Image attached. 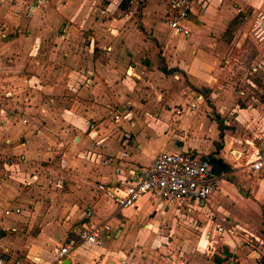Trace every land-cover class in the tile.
Listing matches in <instances>:
<instances>
[{
	"label": "crops",
	"instance_id": "0c3cea01",
	"mask_svg": "<svg viewBox=\"0 0 264 264\" xmlns=\"http://www.w3.org/2000/svg\"><path fill=\"white\" fill-rule=\"evenodd\" d=\"M27 1L31 2L29 14L16 15L10 0H0L6 29L2 32L6 37L0 39V89L12 92L7 102L0 103V141L12 142L8 147L19 160L14 169L4 166L10 171L6 175L19 184H39L18 190V184L0 176V256L19 257L21 264H115L121 258L136 264L221 261L211 239L214 233H222L216 230L222 222L232 229L223 233L233 235L235 229L226 222L228 214L218 216L211 227L196 225L195 233L176 221L186 212L211 206V196L221 197L230 190L224 171L218 172L222 175L219 185L205 201L167 202L146 194L135 205L118 210L96 188L99 183L132 177L159 152L190 150L213 162L220 159L234 174L242 170L264 183L258 174L234 163L239 148L230 140L218 149L217 157L210 156L218 132L209 111L225 103L231 107V98H224L225 103L219 99L217 105L219 77L226 73L219 61L228 54L221 35L242 8L231 2L220 8L212 3L203 13L195 6L189 15L190 34L182 36L163 22L167 1L142 0L139 6L132 2L127 10L121 8V0ZM246 3L264 15V8L258 12L264 7L262 1ZM64 92L72 94L70 101L68 97L61 101L68 108L53 106L51 98L62 99L57 94ZM212 95H217L216 101ZM107 106H112L110 119L115 124L110 129L103 125L110 122ZM178 108H182L180 114L175 112ZM4 109L17 112H9L8 117ZM117 111L123 114L120 122L113 119ZM240 111L247 118L256 109ZM219 115L224 118V113ZM23 118L29 124H23ZM246 120L249 127L251 117ZM103 132L111 135L103 138ZM263 132L264 125L249 138L253 148L264 149ZM256 136L260 138L257 145ZM96 140L101 143L100 162L84 165L75 157L77 168L72 167L66 156H81L79 151L91 148ZM59 154L63 157L56 162ZM56 176L62 182L55 185ZM61 184L66 191L58 194L54 188ZM87 206H92L97 220L110 226L99 245L78 238ZM8 209L20 212L7 215ZM199 238L207 241L202 248ZM62 244H69L70 251L57 260ZM262 247L248 255L247 247H227L222 253L237 258L236 264H264ZM237 251L241 256H235Z\"/></svg>",
	"mask_w": 264,
	"mask_h": 264
},
{
	"label": "rangeland",
	"instance_id": "374dc122",
	"mask_svg": "<svg viewBox=\"0 0 264 264\" xmlns=\"http://www.w3.org/2000/svg\"><path fill=\"white\" fill-rule=\"evenodd\" d=\"M10 1L13 6V11H16V15H20V11H23L21 13L25 15L29 14L31 2L29 3L27 0H22L23 2H18V0ZM157 1L160 4H164L167 0ZM261 1L264 3V0H258L260 4ZM132 2H136L135 5L139 6L142 3V0H124L125 7L121 8L127 10L128 7L131 6ZM230 2L232 3L233 7H235L234 4H237V6L242 9L241 11H236V16L222 31L221 39H223L222 41L225 42L227 46L228 54L224 57L222 62L219 61V64L226 68V73L219 77V84L217 85V89L221 92V95L217 93L216 94L218 95L217 105L218 103L220 104V102H218L219 99L225 103V101H223L224 98L226 100L231 98L229 99L231 100V107L225 103V106L220 104L219 108L215 107V110L209 111L212 118L216 119V128L218 132L216 138L212 142L213 146L210 156L215 155L217 157L219 155L218 149L226 146L230 140L232 145H236L239 148V150L235 153L236 159L234 163L239 164L242 169V167H247V160L250 158V154L255 149V147L253 148V145L250 144L249 138L254 136L256 131L261 132V129H263L264 125V99H262V97H264V15H262V11L259 12L260 10H263L264 7L258 8L259 13H257L253 11L254 9L249 3H246V0H200L199 6L204 13L209 9V6L212 3H215L216 7L220 8L226 7L227 5L231 4ZM135 13H137V11H135L134 14ZM1 17L2 16L0 14V39H3L6 37V35L3 34L6 33L2 34V32L6 29L4 26L5 21ZM163 22H165L164 19ZM91 40L92 39H90L89 42H91ZM86 45L88 46V44ZM169 71L170 69H167V72ZM1 79H3L2 75L0 77V81ZM202 89L204 91V88ZM173 90H175V87ZM205 92L209 93L207 91ZM57 95L62 99L51 98L50 102L53 101L51 104L54 103L53 106L60 104V107H67V103L63 102L65 104H62L61 101H66V97H68L67 101H70L72 94H66L64 92ZM190 95H195V93H190ZM217 95H212V98L215 100V96ZM8 97H12V92L4 88L0 89V103L3 101L7 102ZM213 99H211V101ZM206 102H210V100L206 99ZM74 104H77V102H74ZM107 107L109 108V110H107V117H109L110 122L108 123L105 121L103 125L106 126L107 129H110V125L115 126V124L111 122L110 119L113 109L112 106ZM242 108L249 109V112H252L256 109L254 115L250 113V116L248 115L247 117H251L252 121L249 127H247L246 124L249 123V120L244 122V120L247 118L241 114L240 109ZM190 110L193 111L195 109L191 108ZM52 111L53 109L51 112ZM3 112H5V116H8L9 112L15 113L17 110L4 109ZM175 112L180 114L182 112V108L175 109ZM222 113H224V118L220 117L219 115ZM4 115L2 114V117ZM44 115H46V113ZM96 122L97 121L91 123L94 125ZM22 123L25 125L29 124L27 118H23ZM43 126L45 127V123ZM131 126L134 127V125ZM66 127H71V125L68 124ZM103 133H106L104 134L103 138L111 135V132ZM127 137L129 139L131 136L127 135ZM259 140L260 138L256 136L254 139V144L257 145ZM4 142L6 141H0V176L11 181L12 178L6 175V172L10 174V171H6L4 166L14 169L17 166L16 162L19 160L17 159V155L14 154L13 151H10L11 148L9 149L8 147L12 142H6L8 143L7 145ZM100 147L101 143L96 140L94 146L91 148L79 151L81 156L73 153L72 155H67L66 157L68 158L70 165L76 168L77 164L74 162L75 157H79L78 159H80L84 165L97 164L100 162L102 157L100 155ZM62 157L63 154H59V156L56 155L54 159H56V162H58ZM55 163L54 165L56 166ZM233 172L234 170H231V167H229L227 171L223 172V176L231 182L230 190H227L221 197L216 195L211 196V206L207 205L201 208H196L191 212H186V216H184L181 221L179 219L176 221L177 224L182 223L184 227L195 233V231L198 230L195 229L196 225L204 224L207 225L208 228V225L211 227L216 223L215 221L218 216L221 217L226 214L229 215H226V222L230 221L229 224H232L233 228L235 229L233 235L229 236L223 232L214 233L212 235L213 237L211 239V243L213 251L215 252L214 254L216 257L222 259L216 264H221V262L228 258L226 254L222 253V249L227 247L237 250H241L242 247H247V249L244 250H247V254L245 255H248L251 253L252 249L259 248L260 245L264 246V183L259 182L256 176H249L247 175V172H243L242 170L238 174H234ZM44 176L46 178L45 173ZM14 180L15 179H13L12 182L18 184V190H23L24 186V190L26 191L28 189H33V185L39 184L37 181H35L28 185H24L22 183L19 184ZM55 181V185L58 182L61 183V176H56ZM44 182H46V179H44ZM54 190L58 194L66 191L62 184L59 187L54 188ZM61 207L63 210H66L67 208V206L63 204ZM14 212L19 213L20 209L18 211L14 210ZM14 212L10 209L5 210V214L7 215H10ZM73 212L74 214H79V210L76 208H73ZM200 239L201 238H199V240ZM200 242V248H202V245L205 246L207 244L205 239L200 240ZM263 250L264 248L262 251ZM237 252L238 253L235 256H239L241 254L240 251ZM242 255L244 256V254ZM259 256L260 257H254L256 262H258V259H261V255Z\"/></svg>",
	"mask_w": 264,
	"mask_h": 264
},
{
	"label": "built area",
	"instance_id": "2783aa9c",
	"mask_svg": "<svg viewBox=\"0 0 264 264\" xmlns=\"http://www.w3.org/2000/svg\"><path fill=\"white\" fill-rule=\"evenodd\" d=\"M199 5L200 0H167L165 23L176 34L189 35V15L195 6L200 8ZM122 116L121 112L113 113L115 122H120ZM246 166L248 171L264 179V149L254 150ZM221 178L222 175L213 169L211 157L200 155L195 150L159 152L148 166L140 168L132 177L120 179L115 183H99L96 190L120 210L135 205L136 201L146 194L163 198L167 202L205 201L217 188ZM83 214L78 232L79 240L95 245L101 244L103 235L109 231L110 226L94 217L92 206L85 207ZM216 230L228 233L229 230L232 231L227 229L223 222L216 226ZM69 251V244L60 245L55 259L61 260ZM236 262L237 258L229 257L223 264ZM0 264H21V258L9 259L0 256ZM94 264L99 263L96 261ZM115 264L136 263L121 258Z\"/></svg>",
	"mask_w": 264,
	"mask_h": 264
},
{
	"label": "trees",
	"instance_id": "16d2710c",
	"mask_svg": "<svg viewBox=\"0 0 264 264\" xmlns=\"http://www.w3.org/2000/svg\"><path fill=\"white\" fill-rule=\"evenodd\" d=\"M120 6H121V7H125L124 0H121ZM211 163H212L213 169H214L217 173H218V172H221V171H226V170H228V165H224V166H222V163H214L212 158H211Z\"/></svg>",
	"mask_w": 264,
	"mask_h": 264
},
{
	"label": "water",
	"instance_id": "95a60500",
	"mask_svg": "<svg viewBox=\"0 0 264 264\" xmlns=\"http://www.w3.org/2000/svg\"><path fill=\"white\" fill-rule=\"evenodd\" d=\"M214 162L221 163L222 161L220 159H214Z\"/></svg>",
	"mask_w": 264,
	"mask_h": 264
}]
</instances>
